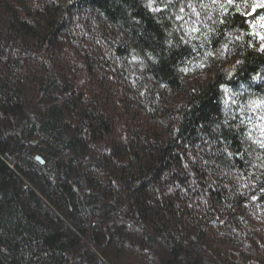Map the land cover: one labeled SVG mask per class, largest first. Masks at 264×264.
<instances>
[{
  "label": "trees",
  "instance_id": "obj_1",
  "mask_svg": "<svg viewBox=\"0 0 264 264\" xmlns=\"http://www.w3.org/2000/svg\"><path fill=\"white\" fill-rule=\"evenodd\" d=\"M260 20L0 0V264H264Z\"/></svg>",
  "mask_w": 264,
  "mask_h": 264
},
{
  "label": "rangeland",
  "instance_id": "obj_2",
  "mask_svg": "<svg viewBox=\"0 0 264 264\" xmlns=\"http://www.w3.org/2000/svg\"><path fill=\"white\" fill-rule=\"evenodd\" d=\"M259 22L260 24H264V20H260ZM260 40H264V36L260 35Z\"/></svg>",
  "mask_w": 264,
  "mask_h": 264
},
{
  "label": "water",
  "instance_id": "obj_3",
  "mask_svg": "<svg viewBox=\"0 0 264 264\" xmlns=\"http://www.w3.org/2000/svg\"><path fill=\"white\" fill-rule=\"evenodd\" d=\"M37 158H38L40 161L44 162V159H43L41 156H37Z\"/></svg>",
  "mask_w": 264,
  "mask_h": 264
}]
</instances>
